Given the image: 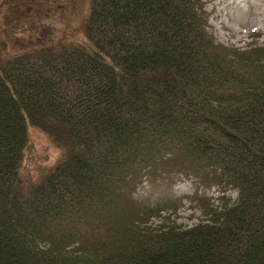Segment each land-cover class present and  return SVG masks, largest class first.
<instances>
[{"label":"trees","instance_id":"obj_1","mask_svg":"<svg viewBox=\"0 0 264 264\" xmlns=\"http://www.w3.org/2000/svg\"><path fill=\"white\" fill-rule=\"evenodd\" d=\"M91 4L0 65V264H264V46L218 44L203 0ZM30 128L63 157L29 185ZM179 175L238 198L154 229L133 194Z\"/></svg>","mask_w":264,"mask_h":264},{"label":"rangeland","instance_id":"obj_2","mask_svg":"<svg viewBox=\"0 0 264 264\" xmlns=\"http://www.w3.org/2000/svg\"><path fill=\"white\" fill-rule=\"evenodd\" d=\"M91 1L0 0V65L22 52L26 45L36 44L42 31L48 35L69 33L75 40L84 38ZM251 1L203 0L207 31L218 44L241 51L264 46V0L260 7L253 6ZM29 133L21 174L30 185L49 173L63 157V150L41 130L30 128ZM133 198L141 211H149L148 225L152 228L190 229L206 219L209 208L220 209L235 202L238 193L224 191L216 185L205 186L195 177L179 175L156 181L144 178Z\"/></svg>","mask_w":264,"mask_h":264},{"label":"bare ground","instance_id":"obj_3","mask_svg":"<svg viewBox=\"0 0 264 264\" xmlns=\"http://www.w3.org/2000/svg\"><path fill=\"white\" fill-rule=\"evenodd\" d=\"M251 3L253 6H256V7H260L261 5H263V2H261V0H252ZM237 4H238V2H237ZM260 22L262 23V20H260Z\"/></svg>","mask_w":264,"mask_h":264}]
</instances>
